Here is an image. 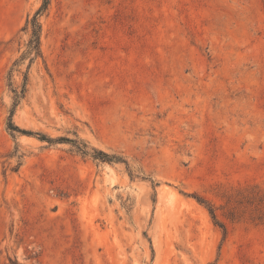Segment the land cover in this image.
Returning a JSON list of instances; mask_svg holds the SVG:
<instances>
[{
  "label": "rangeland",
  "instance_id": "374dc122",
  "mask_svg": "<svg viewBox=\"0 0 264 264\" xmlns=\"http://www.w3.org/2000/svg\"><path fill=\"white\" fill-rule=\"evenodd\" d=\"M44 2L0 0V264H264V0H48L31 59Z\"/></svg>",
  "mask_w": 264,
  "mask_h": 264
},
{
  "label": "trees",
  "instance_id": "16d2710c",
  "mask_svg": "<svg viewBox=\"0 0 264 264\" xmlns=\"http://www.w3.org/2000/svg\"><path fill=\"white\" fill-rule=\"evenodd\" d=\"M49 2L48 0H45L43 7L38 11V13L36 14V16L28 22L27 26H30L29 28L31 29V39L29 41L28 44V51L26 52V56L30 57L32 59V56L35 55L36 57H40L41 56V32H42V26L39 22V16L47 9ZM25 30H28V28H26ZM16 98L19 99L20 96L18 94V92L16 93ZM9 130L11 132H19L22 134H28L31 135V133H28L24 130L19 129L17 126H15L11 120V123L9 125ZM43 140H48L49 142H53V140L43 136L42 137ZM61 141H65L71 144H74V146L76 147L77 151L79 153H81L83 156H89L90 152L88 151V146L84 143H77L76 141L73 140H69V139H60ZM95 153H97V151L95 150ZM94 159H99L101 161L104 162H108V163H113V162H120V158L115 157V156H111L103 151H98V157L96 155L92 156ZM212 215L215 217L213 210L211 211Z\"/></svg>",
  "mask_w": 264,
  "mask_h": 264
}]
</instances>
